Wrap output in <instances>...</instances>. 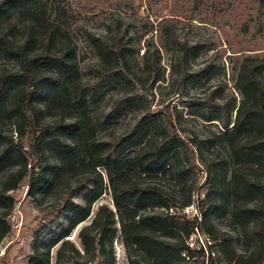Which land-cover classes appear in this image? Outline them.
<instances>
[{
	"label": "rangeland",
	"instance_id": "1",
	"mask_svg": "<svg viewBox=\"0 0 264 264\" xmlns=\"http://www.w3.org/2000/svg\"><path fill=\"white\" fill-rule=\"evenodd\" d=\"M41 1V9L34 6L35 0L23 3L4 20L3 26L12 24L18 39L28 30L38 40L50 27L56 39L67 43L76 53L79 86L87 87L88 102L82 109L69 104L72 86L78 80L74 72L64 83L54 84L51 94L43 89L35 96L29 118L8 109L10 118L0 121V152L6 144L13 145L6 169L0 174V190L8 176L22 166L18 153L21 151L28 160L23 179L6 193L13 198L12 205L0 196V233L6 231L0 242V264H30L35 245L42 246V242L54 239L68 227L71 214L66 202L88 206L95 182L91 167H87L88 172L70 167L69 172L49 186L41 184L31 191L30 182L42 173L50 175L58 164L59 152L51 142L63 135L82 144L90 140L109 141L133 119L129 112L120 118H108L121 93L115 84L101 85L93 96L88 94L105 67L89 35L102 37L110 44L123 39L133 45L129 46V57L142 78L137 92L149 100L146 111L157 122L166 123L171 132L181 130L197 154L190 157L186 147L177 143L176 154L169 158L172 168L167 173L141 176L133 163H127L122 170L125 182L154 183L164 192L165 197L157 200L164 206L147 208L145 213L167 211L165 202L169 198L174 200V213L181 216L179 224L155 235L178 247L199 251L183 259L187 253L183 249L180 257L175 253L172 260L168 257L154 264H238L239 256L264 264V189L252 188L253 192L244 195L236 194L229 185L234 171L238 179L264 184V164L238 160L229 144L220 139L224 130L219 121L200 117L211 107L229 111L231 124L234 123L237 109L244 101L239 74L245 59H264V5L260 0ZM175 38L193 46L187 55L178 53ZM34 47H39V43H34ZM145 49L148 55L144 58ZM6 68L19 70V61L0 55V71ZM40 71L54 76L63 72L57 66ZM258 77L264 84V69ZM170 100L177 111L173 124L155 112ZM4 103L11 105V97ZM76 119H81L83 126L78 134H74V128L66 127ZM255 136L256 133L252 137ZM239 138L243 139V135ZM246 138L250 139L248 135ZM68 156L72 163L82 158ZM96 170L103 177L104 193L93 203L83 225L93 222L102 203L116 210L107 171L103 167ZM210 191H216L220 200L214 207L205 198ZM190 196L193 204L182 207ZM205 211L210 214L205 229H212V236L193 224ZM184 229L190 231L188 236ZM72 237L81 244L76 231ZM119 237L120 232L114 241L116 264H128Z\"/></svg>",
	"mask_w": 264,
	"mask_h": 264
},
{
	"label": "trees",
	"instance_id": "2",
	"mask_svg": "<svg viewBox=\"0 0 264 264\" xmlns=\"http://www.w3.org/2000/svg\"><path fill=\"white\" fill-rule=\"evenodd\" d=\"M28 1L30 0H0V55L16 58L20 65L19 70L6 68L0 71V121L10 118L7 115L8 109L19 117L29 118L35 96L43 89L47 94H51L54 84L64 83L65 78H70L74 72L78 80L75 81V86H72L69 104L74 109H82L88 102L87 87L79 86L81 81L76 53L67 46V43L57 40L50 27L38 40V37H34L28 30L22 38L18 39L12 31V24L3 26L4 20ZM35 2L34 6L41 9L42 1L35 0ZM260 3L264 5V0H260ZM88 38L105 66L98 77V83L90 89L88 94L93 96L101 85L103 87L108 83L115 84L117 88H120L121 93L114 101L108 118H120L124 112H129L133 114V119L122 133L109 141L90 140L82 144L73 137L69 139L63 135L57 136L51 142L54 150L59 152L58 164L50 175L42 173L37 179H33L30 182L31 191L41 184L45 187L49 186L55 179L69 172L70 167H76L83 172H88L87 167H91L95 182L90 191L91 197L88 199L87 207H82L70 200L66 202V208L71 214L68 227L57 233L54 239L42 242V246L35 245L30 264H116L114 241L118 232L122 237L128 264H154L169 258L172 260L175 253L180 257L183 249L187 252L184 253L183 259L186 256H194L199 252L198 250L178 247L155 235V232L174 228L179 224L181 216L174 213V200L169 198L165 202L167 211L145 213L147 208L164 206L157 203L158 199L165 197L164 192L154 183L125 182L122 170L127 163H133L141 176H158L169 172L172 168L169 158L176 154L177 143L186 147L188 155L192 158L197 155L195 148L190 145L192 142L181 134V130L171 132L166 123L157 122L151 117V113L146 111L150 107L149 100L146 95L137 92V85L142 84V78L129 57L132 50L129 46L133 47V45L124 43L123 39H117L110 44L96 35H89ZM34 43H39V47L35 48ZM175 43L180 55H187L193 47L178 38H175ZM142 52V56L147 57L148 49ZM49 66L60 67L63 72L61 75L54 76L40 71ZM263 69L264 59L253 57L245 59L239 74L244 101L237 109L234 123L231 124V116L227 110L219 111L209 107L206 113L200 116L206 121H219L224 130L220 139L229 144L238 160L258 166L264 164V84L258 77ZM7 97H11V105L4 103ZM156 109L155 112H159L161 117H165L173 124L177 111L172 106L171 100ZM159 120L162 121L160 118ZM66 127L74 128V134H78L83 128L82 121L76 119ZM255 133L256 136L253 138ZM242 135L243 139H240L239 136ZM245 135H248L250 139H244ZM12 150L13 145L10 143L6 144L0 152V174L6 169L7 156ZM68 154L82 158L72 163V157ZM18 155L21 159V168L8 176L4 187L0 190V196L9 199L11 205L13 198L6 193L15 189L23 179L28 161L21 151ZM29 166L32 165L29 164ZM97 167H103L107 171L116 210L102 203L97 208L93 222L83 225L90 216L93 203L104 193L103 177L96 170ZM229 185L236 194L244 195L253 192L252 188L264 189L262 183L254 184L248 180L238 179L235 171ZM216 193V191H210L207 196L205 195L212 207L218 204L219 198ZM193 202V197L190 196L182 207L189 206ZM71 205L74 208H71ZM209 216L210 214L206 211L201 212L200 220L195 219L193 224L212 236L213 230L209 227L205 229ZM74 231L81 246L71 239ZM5 232L0 233V242ZM185 234L188 236L190 231L185 230ZM228 252L232 251L229 249ZM140 253L144 256L141 257ZM239 258L238 264H260L256 261H246L242 256Z\"/></svg>",
	"mask_w": 264,
	"mask_h": 264
},
{
	"label": "water",
	"instance_id": "3",
	"mask_svg": "<svg viewBox=\"0 0 264 264\" xmlns=\"http://www.w3.org/2000/svg\"><path fill=\"white\" fill-rule=\"evenodd\" d=\"M71 239H74V237H72Z\"/></svg>",
	"mask_w": 264,
	"mask_h": 264
}]
</instances>
